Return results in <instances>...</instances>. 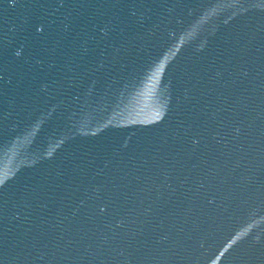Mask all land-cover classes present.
I'll use <instances>...</instances> for the list:
<instances>
[{
  "label": "water",
  "instance_id": "water-1",
  "mask_svg": "<svg viewBox=\"0 0 264 264\" xmlns=\"http://www.w3.org/2000/svg\"><path fill=\"white\" fill-rule=\"evenodd\" d=\"M0 264H264V0H0Z\"/></svg>",
  "mask_w": 264,
  "mask_h": 264
}]
</instances>
